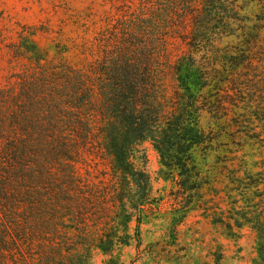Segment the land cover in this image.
<instances>
[{
  "label": "trees",
  "instance_id": "obj_1",
  "mask_svg": "<svg viewBox=\"0 0 264 264\" xmlns=\"http://www.w3.org/2000/svg\"><path fill=\"white\" fill-rule=\"evenodd\" d=\"M99 5L104 20L75 45L76 63L68 50H41L32 34L13 49L16 69L0 86V264H89L94 248L107 253L119 224L108 242L112 225H95L94 241L91 217L121 206L128 229L129 194L151 192L146 144L177 187L175 206L215 205L213 223L230 236L255 232L251 264H264V169L255 160L264 0ZM172 41L186 48L173 65ZM93 169L97 183L85 178Z\"/></svg>",
  "mask_w": 264,
  "mask_h": 264
},
{
  "label": "rangeland",
  "instance_id": "obj_2",
  "mask_svg": "<svg viewBox=\"0 0 264 264\" xmlns=\"http://www.w3.org/2000/svg\"><path fill=\"white\" fill-rule=\"evenodd\" d=\"M196 1L199 4L202 0ZM99 3L101 0H0V86L16 69L11 55L23 35L32 34L31 40L41 50L50 51L51 56L68 50L65 55L76 63L75 45L92 38L104 20V9ZM185 51L180 41L170 42V64ZM167 84L172 95L171 73ZM145 148L150 159L151 192L147 198L129 194L127 209L132 221L128 229L123 222L127 213L121 206L110 207L109 211L103 206L97 208L91 217L94 227L90 238L98 240L100 234L94 231L95 225L107 222L112 225L106 231L108 242L116 233L114 220L119 224V237L113 246L106 244L107 253L94 248L89 264H251L255 255V232L245 228L240 238L230 236L228 230L213 223L217 209L212 204L189 211L178 209L174 204L177 187L161 176L158 156L152 146L146 144ZM256 154L255 160L264 169V143L263 147L258 146ZM97 159L92 157L95 163ZM99 173L93 169L85 178L97 183L98 176H102Z\"/></svg>",
  "mask_w": 264,
  "mask_h": 264
}]
</instances>
